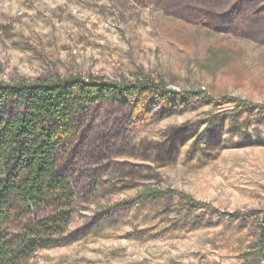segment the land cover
Wrapping results in <instances>:
<instances>
[{
	"label": "rangeland",
	"instance_id": "1",
	"mask_svg": "<svg viewBox=\"0 0 264 264\" xmlns=\"http://www.w3.org/2000/svg\"><path fill=\"white\" fill-rule=\"evenodd\" d=\"M236 2L0 0L5 82L148 77L218 100L144 114L112 99L88 107L57 153L74 192L63 240L22 264H264L255 251L264 241V0L242 1L226 22ZM150 189L160 196L145 199ZM57 210L17 220L12 241L27 219Z\"/></svg>",
	"mask_w": 264,
	"mask_h": 264
},
{
	"label": "trees",
	"instance_id": "2",
	"mask_svg": "<svg viewBox=\"0 0 264 264\" xmlns=\"http://www.w3.org/2000/svg\"><path fill=\"white\" fill-rule=\"evenodd\" d=\"M242 1L237 0L223 14L226 22L244 12ZM195 98L208 104L218 101L201 89L177 92L148 77L132 81L80 75L50 81L0 79V264H22L36 251L63 240L72 215L74 192L69 180L58 172L57 153L76 135L78 118L88 107L112 99L144 114L158 104L166 106L178 101L184 105ZM11 101L23 110H9ZM235 101L247 108L258 107L248 101ZM142 195L154 199L160 192L150 189ZM186 200L192 208L207 206L191 197ZM50 203L56 204L58 210L45 218L27 219L23 232L12 241V225ZM223 215L240 216L237 212ZM255 251L260 259L264 258L262 239L255 244ZM252 264L262 263L258 260Z\"/></svg>",
	"mask_w": 264,
	"mask_h": 264
}]
</instances>
